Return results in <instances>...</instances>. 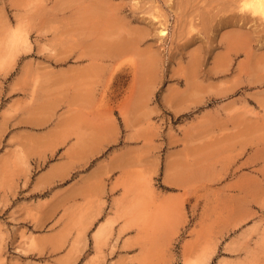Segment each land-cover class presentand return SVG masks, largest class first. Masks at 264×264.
I'll return each instance as SVG.
<instances>
[{
	"label": "rangeland",
	"instance_id": "rangeland-1",
	"mask_svg": "<svg viewBox=\"0 0 264 264\" xmlns=\"http://www.w3.org/2000/svg\"><path fill=\"white\" fill-rule=\"evenodd\" d=\"M74 1L0 0V264H264V25L236 54L180 0H110L160 42L92 63Z\"/></svg>",
	"mask_w": 264,
	"mask_h": 264
},
{
	"label": "bare ground",
	"instance_id": "bare-ground-1",
	"mask_svg": "<svg viewBox=\"0 0 264 264\" xmlns=\"http://www.w3.org/2000/svg\"><path fill=\"white\" fill-rule=\"evenodd\" d=\"M71 1L75 3L74 0H71ZM76 1H78V0H76ZM111 2L112 1H110V0H105V1H101V2H99V1L92 2L91 1L90 3L88 2L89 3L88 4L87 3V0H86V2H85L86 4L84 3L85 5L83 7H82L83 4L81 6L78 5L80 8H79V11L77 12V14H79L80 18L78 19L77 18L78 16H77L76 19H78V21H79L78 22V26H79L78 29L83 34V36L81 38H83L84 40L90 39L91 37L92 38L93 37L95 38V40L93 38V40H91L92 42L90 43L92 45L93 49L91 51H89L90 48L89 49L86 48V49H88L89 52L88 51H87V53L86 52L85 53L83 52V55H90V56H92V59L93 60H91V58H89V60H91V62L92 61L94 62V58L99 59L98 57H101V58L102 57H106L105 59H107L109 61L113 60V62H116L115 59L121 58L122 56H126V55L128 56L132 52L134 54L136 52L139 53L140 48H141L140 46H142L143 44H146V46H147L149 43H151V42L147 43L148 40L150 39V37L153 35L152 32H151V29H152L151 28V25H155L154 23H156L155 21H157V20L154 21L155 18L152 19L153 17H150V20L146 21V19H149V18H146V17H143L142 18L141 17L142 18L141 20L143 22L146 21L145 22L146 28L143 27L145 25H143V26L141 25L142 28L144 29L143 30L141 28V26L138 27L139 26L138 24H136L137 26L135 24L133 25L132 24L133 21L127 20L126 14L123 15L121 18H117L116 15H115L116 14L115 13L116 12L115 10H117L118 8H114V7H116V5L113 6L111 4ZM167 2H168V0H167ZM77 3H79V1ZM173 3L171 2V4H170L171 5V8L170 9L173 12L175 11L177 14L180 13L182 16H184V15L192 12L193 10L199 9L200 10L199 11V13H200L199 14L200 15L199 18H200V24H201V28L200 29L202 31L208 32V31H211V30H214V29L215 30H219L220 28H222V29L223 28L229 29V30L226 29L227 31L225 30V32H226L225 35L220 39L222 41V43L224 42L226 44V48H227V49H225L226 51L233 52V53L235 52L236 54H238L239 52L241 53V50H244L245 47H253L254 46V43H257V42H259L262 39L261 36L258 34L257 29H258V27H260V25H264V0H242V1L241 0H204V1H202V4L204 3V7L200 6V3L201 2H198L197 3L196 0H180L178 2V7H177L178 9L175 8L176 5L173 4ZM60 6L62 7L63 4L61 3ZM60 6H57V8H59ZM50 9H48V10H50ZM76 10H77V8H76ZM124 10H125L124 7H121L119 9L118 13H122V12H124ZM50 11L45 12L46 13V16H48L47 14ZM54 12L58 13L57 11H54ZM40 13H41V16L42 15L43 16L45 15L44 10H42ZM56 13H55V16H56ZM183 13H184V15H183ZM50 15L52 16V14H50ZM166 15L167 14L164 15L165 16V19L162 22V23H164V25L168 22V18H167ZM49 16H48V18H49ZM55 19H52V20L54 21ZM45 21H48V20H45ZM53 21H51V22H53ZM179 22H182V19L179 20ZM45 23H47V22H45ZM187 26H188V23H187ZM74 27H75V30H76L77 27L76 26H74ZM191 27L193 28V26H191ZM139 28H141L142 30L139 29ZM148 28L150 29V31H149ZM155 28H156V26H155ZM155 28H153L152 31ZM167 28H168V25L166 24L159 31L161 33L160 34L161 41L163 39H165L163 36L164 35L167 36V34H168ZM198 33L201 34V31L199 30ZM154 37L156 39L159 36H157V37L154 36ZM178 38L175 37L176 41L182 40L184 38V35L183 34L182 35H178ZM201 38L203 40V37H201ZM157 39L155 41L153 40L154 41V44H157L158 42H160V41H157ZM197 39H198V36H196L194 34V35H191V36L187 37V41L185 43H187V42H194ZM208 39H209V41L210 40H213L214 41L213 37H208ZM87 41H89V40H87ZM209 43H211V42H209ZM151 47H150V49H152ZM150 49L147 48L148 52L150 51ZM155 51H156V49H155ZM198 51H199V49H198ZM246 52H247V56L248 57H252L253 55L256 54L255 51L252 50V49L250 51H246ZM151 53H153V52L151 51ZM192 53H193V51H192ZM139 54H141V53H139ZM157 54H159V53H157ZM225 54H226V52H225ZM155 55L156 54H153V55H150V56H151V58H153V57H156ZM192 55H194V53ZM196 56H197V54L195 55V57ZM78 57H79V54H78ZM78 57H76V58H78ZM87 57H89V56H87ZM141 57H142V54H141ZM101 58H100V60H103L104 59V58L103 59H101ZM193 58H194V56H193ZM155 59H157V62H158V58H155ZM155 59H152L151 61H153ZM197 59H199V58H197ZM142 62H143V60H142ZM147 62H149L148 59H147ZM147 62L144 64L145 67L144 66L143 67H144V69H146V67H148L147 68V70H148V69H151V68H149V66H148L149 64H147ZM71 67H73V65ZM138 69H140V68H138ZM194 69H196V68H194ZM74 71H76V70H74ZM81 72H83V71H81ZM144 73H143V75H144ZM75 74L76 73L73 72L72 75H75ZM85 75H87V74H85ZM137 75H138V73H137ZM143 75H142V77H143ZM72 80L73 79H71V81ZM138 80H139V77H138ZM74 81H75V79H74ZM77 81H78V83H77ZM81 81L82 80L80 78V80H76L75 81L77 84L76 83H73V82H71V84H74V85L76 84L77 87H80V88L83 87V86H84V88H86V84L87 83L85 84V83H82L83 81L82 82ZM82 84H83V86H80ZM87 85H89V84H87ZM143 85H145V84H143ZM87 88H88V86H87ZM87 88H86V90H87ZM225 88H224V90H225ZM231 88H232V86H231ZM79 90L81 91V89H79ZM82 91H83V88H82ZM79 94H81V92ZM83 95H85V94L83 93ZM84 99H86V97ZM138 99L141 100V99H143V97L140 96L139 98H136L135 100L132 101V103L133 104H136V106H137V103H139V105H140V102L143 101V100L140 101ZM127 117L128 116L126 115V118ZM129 119H130V117L128 118V120ZM135 119L137 120L138 118H135ZM124 120H125V117H124ZM173 180H171V181L173 182ZM175 183H176V185H179L180 184V183L177 184L178 182H175ZM180 185H182V184H180ZM103 226H100L99 229L95 230V242H96L97 245L100 243V233H101V230H103ZM186 264H189V263H186Z\"/></svg>",
	"mask_w": 264,
	"mask_h": 264
}]
</instances>
